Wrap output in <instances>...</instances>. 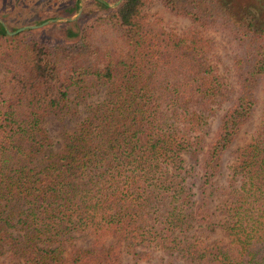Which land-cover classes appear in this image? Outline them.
<instances>
[{
  "label": "trees",
  "instance_id": "obj_1",
  "mask_svg": "<svg viewBox=\"0 0 264 264\" xmlns=\"http://www.w3.org/2000/svg\"><path fill=\"white\" fill-rule=\"evenodd\" d=\"M94 1L93 25L119 36L108 49L87 26L53 42L10 35L0 22V258L126 264V254L160 253L161 264H264V124L236 150L225 184L215 180L264 79V0H167L191 21L184 33L146 22L144 0ZM214 26L237 46L235 86L209 57L204 29ZM91 80L106 85L104 98L54 151L45 118ZM76 232L91 245L70 243Z\"/></svg>",
  "mask_w": 264,
  "mask_h": 264
},
{
  "label": "rangeland",
  "instance_id": "obj_2",
  "mask_svg": "<svg viewBox=\"0 0 264 264\" xmlns=\"http://www.w3.org/2000/svg\"><path fill=\"white\" fill-rule=\"evenodd\" d=\"M76 0H0V20L5 24L6 28L12 32L23 26L40 25L45 20L57 19L49 21L35 28H29L22 31L30 30L35 36L58 42L63 38V33L67 28L77 31L79 27H88L91 40L102 49H108L118 44L119 36L110 30L101 26L93 25L94 16L100 13L99 6L94 0H82V10L87 11L85 18L77 20L78 28L73 24L76 18H79L81 12L68 16L62 13V9L67 5L74 7ZM79 1V0H78ZM110 4L118 2V0H105ZM117 6V5H116ZM112 6L109 8H115ZM79 7V6H78ZM87 9V10H86ZM79 10V8H78ZM78 12V11H77ZM141 14L146 22L157 26L158 28L176 33L187 32L191 26V21L182 15L172 12L167 6V0H144ZM71 18V20H63ZM93 25V26H92ZM20 31V32H22ZM19 33V32H17ZM15 33V34H17ZM211 41V50L209 57L211 62L217 65L220 73L227 78L229 85L235 86V79L232 66V56L238 52L237 46L230 40L227 31L217 27H207L204 29ZM13 35V34H11ZM5 70L0 65V77L4 76ZM106 85L91 80L83 87L73 86L68 94L67 101L61 112L51 114L44 120L45 143L50 145L54 151H58L63 146L64 133L73 132L81 121L91 105L101 101L105 95ZM229 103H225L218 114L213 117L210 123L209 131L216 128L218 118L228 107ZM264 124V79L261 81L257 90V104L250 121L242 128L231 147L225 152L222 161V169L215 180L220 184H225L229 175V165L236 156V150L244 145L257 132L259 127ZM192 162H189L190 165ZM192 181H197L199 170L194 166L191 172ZM212 204H215L213 201ZM212 210L214 207L212 206ZM212 239L221 237L220 233L211 234ZM93 236L85 232L74 233V238L70 243L80 247L90 246ZM114 238H106L105 243H113ZM167 256L160 253L153 254L150 259L133 258L126 254L124 261L126 264H161L162 260ZM0 264H11L9 258H0Z\"/></svg>",
  "mask_w": 264,
  "mask_h": 264
},
{
  "label": "water",
  "instance_id": "obj_3",
  "mask_svg": "<svg viewBox=\"0 0 264 264\" xmlns=\"http://www.w3.org/2000/svg\"><path fill=\"white\" fill-rule=\"evenodd\" d=\"M100 1H102L106 6L112 7V6H116V5H118L122 0H118V2H116V3H114V4H110V3L106 2L105 0H100ZM78 6H79V10H78V12H77V15L81 12V9H82V0H79V1H78ZM53 20H57V19L45 20V21H43L40 25H43V24H45V23H47V22H49V21H53ZM63 20H71V18H67V19H63ZM0 22L2 23V25H3L4 28L6 29L7 33L10 34V35H11V34H15V33H17V32H20V31L25 30V29L35 28V27H37V26H40V25H29V26H23V27L18 28V29L15 30V31L10 32V31L6 28L5 24H4L1 20H0Z\"/></svg>",
  "mask_w": 264,
  "mask_h": 264
}]
</instances>
